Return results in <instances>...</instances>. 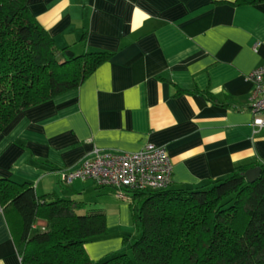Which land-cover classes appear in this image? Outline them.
Returning <instances> with one entry per match:
<instances>
[{"label": "crops", "instance_id": "obj_1", "mask_svg": "<svg viewBox=\"0 0 264 264\" xmlns=\"http://www.w3.org/2000/svg\"><path fill=\"white\" fill-rule=\"evenodd\" d=\"M235 1L28 0L63 57L113 55L76 89L12 120L0 134V178L103 208L108 229L135 232L131 199L93 180L67 183L64 171L96 154L149 144L167 151L171 187H200L237 166L264 163V128L252 126L249 79L264 65V3ZM116 236L90 241L91 258L121 251ZM0 264H22L2 210Z\"/></svg>", "mask_w": 264, "mask_h": 264}, {"label": "trees", "instance_id": "obj_2", "mask_svg": "<svg viewBox=\"0 0 264 264\" xmlns=\"http://www.w3.org/2000/svg\"><path fill=\"white\" fill-rule=\"evenodd\" d=\"M60 51L28 0H0V134L21 111L76 89L113 55ZM255 166V182L245 175L253 166L244 164L200 187L128 190L139 236L131 253L124 248L98 261L87 244L109 233L103 208L0 178V210L22 264H264V163Z\"/></svg>", "mask_w": 264, "mask_h": 264}, {"label": "built area", "instance_id": "obj_3", "mask_svg": "<svg viewBox=\"0 0 264 264\" xmlns=\"http://www.w3.org/2000/svg\"><path fill=\"white\" fill-rule=\"evenodd\" d=\"M253 84L250 108L254 131L264 128V65L249 74ZM172 163L164 147L153 144L143 150L123 154H96L79 166L65 170L63 180H93L115 189L118 198L130 200L128 190L167 188L172 183Z\"/></svg>", "mask_w": 264, "mask_h": 264}, {"label": "rangeland", "instance_id": "obj_4", "mask_svg": "<svg viewBox=\"0 0 264 264\" xmlns=\"http://www.w3.org/2000/svg\"><path fill=\"white\" fill-rule=\"evenodd\" d=\"M58 54L60 55V53L58 52ZM61 57V56H60ZM12 122V121H11ZM90 206H87V208H89ZM43 223H44V225L46 224V222L45 221H43ZM136 223L134 222V225H135ZM137 225V224H136ZM135 225V226H136ZM135 228V232H133L131 229H130V231L129 230H119V229H117V227L116 228H114V229H108L109 231H110V233L109 234H107V235H110L111 233H114V234H116L117 236V238H121L122 239V241H123V248L122 249H124V248H126L127 250H128V253H131V249H130V246H131V244L135 241V239L139 236V233H140V231H139V228L136 226V227H134ZM106 236V235H105Z\"/></svg>", "mask_w": 264, "mask_h": 264}, {"label": "water", "instance_id": "obj_5", "mask_svg": "<svg viewBox=\"0 0 264 264\" xmlns=\"http://www.w3.org/2000/svg\"><path fill=\"white\" fill-rule=\"evenodd\" d=\"M260 174L261 166H255L245 172L246 178L249 182H255L260 177Z\"/></svg>", "mask_w": 264, "mask_h": 264}]
</instances>
